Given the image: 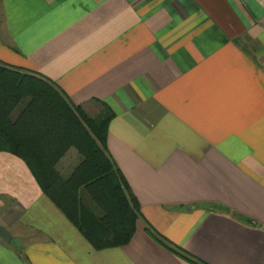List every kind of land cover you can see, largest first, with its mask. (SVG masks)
Segmentation results:
<instances>
[{
  "label": "crops",
  "instance_id": "0c3cea01",
  "mask_svg": "<svg viewBox=\"0 0 264 264\" xmlns=\"http://www.w3.org/2000/svg\"><path fill=\"white\" fill-rule=\"evenodd\" d=\"M0 61L111 108L107 149L141 212L126 243L95 248L0 150V264H264V0H0Z\"/></svg>",
  "mask_w": 264,
  "mask_h": 264
},
{
  "label": "trees",
  "instance_id": "16d2710c",
  "mask_svg": "<svg viewBox=\"0 0 264 264\" xmlns=\"http://www.w3.org/2000/svg\"><path fill=\"white\" fill-rule=\"evenodd\" d=\"M113 114L107 106L91 115L44 75L0 61V150L25 161L42 191L95 248L126 243L141 213L107 149ZM72 146L80 159L63 175L56 164Z\"/></svg>",
  "mask_w": 264,
  "mask_h": 264
},
{
  "label": "water",
  "instance_id": "95a60500",
  "mask_svg": "<svg viewBox=\"0 0 264 264\" xmlns=\"http://www.w3.org/2000/svg\"><path fill=\"white\" fill-rule=\"evenodd\" d=\"M0 238L6 242L11 239V234L4 225L0 223Z\"/></svg>",
  "mask_w": 264,
  "mask_h": 264
},
{
  "label": "rangeland",
  "instance_id": "374dc122",
  "mask_svg": "<svg viewBox=\"0 0 264 264\" xmlns=\"http://www.w3.org/2000/svg\"><path fill=\"white\" fill-rule=\"evenodd\" d=\"M70 148H72V149H70V150H76V148H75V147H73V146H72V147H70ZM76 152H77V151H76ZM67 156H70V153H68V155H67ZM62 173H63V175H66L64 171H63Z\"/></svg>",
  "mask_w": 264,
  "mask_h": 264
}]
</instances>
